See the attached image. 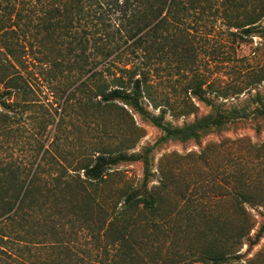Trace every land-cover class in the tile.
I'll return each mask as SVG.
<instances>
[{
    "label": "trees",
    "instance_id": "trees-1",
    "mask_svg": "<svg viewBox=\"0 0 264 264\" xmlns=\"http://www.w3.org/2000/svg\"><path fill=\"white\" fill-rule=\"evenodd\" d=\"M243 3L251 13L236 15ZM212 9L216 12L213 17L228 23L235 40L264 35V0H0L1 105L7 106L20 92L26 96L30 81L23 70L40 69L50 83L63 88V107L78 101L104 113L123 104L161 133L145 155L105 152L91 163L82 162L71 180L46 182L43 190L38 186L39 171L32 174L26 167L0 158V264L143 262L145 257L133 245L139 235L132 231L143 222L158 227L154 219L162 217V198L148 188L147 177L140 189L126 195L121 207L119 202L109 205L104 198H87L86 184L105 181L112 167L129 161L147 166L146 157L159 145L199 142L229 131L243 120H253L255 131L262 132L264 98L260 94L254 110H226L206 97L210 93L206 80L194 75L185 93L189 99L203 101L211 111L183 127L165 122L166 107L172 115L183 117L196 106L187 103L189 107L176 114L168 101L163 104L154 97L164 63L176 61L183 70L195 72L197 43L187 21ZM143 100L159 109L160 115L151 114ZM246 212L243 207L246 225L235 240L227 239L231 249L257 244L264 236V213L253 240L246 233L254 228ZM85 230L100 244L96 254L100 260L80 261L72 247L78 233ZM206 257L211 264L230 262L229 253L210 251Z\"/></svg>",
    "mask_w": 264,
    "mask_h": 264
},
{
    "label": "rangeland",
    "instance_id": "rangeland-1",
    "mask_svg": "<svg viewBox=\"0 0 264 264\" xmlns=\"http://www.w3.org/2000/svg\"><path fill=\"white\" fill-rule=\"evenodd\" d=\"M245 6L243 3L235 14L251 13ZM215 13V9L207 10L187 21L197 43L195 72L171 61L162 65L156 80L154 97L163 104L168 101L176 114L188 104L196 106L183 117L172 115L166 107L165 122L173 127H183L211 111L203 101L189 99L185 93L194 75L206 80L210 92L206 97L226 110H254L257 94L264 98V35L235 40L228 23L213 17ZM23 73L30 81L26 96L20 92L7 106L0 104V158L18 163L32 174L39 171L41 190L46 182L71 180L82 162L91 163L105 152L127 157L143 154L161 136L123 104L104 113L78 101L63 107L65 94L58 83H50L40 69ZM143 105L151 114L160 115L148 100ZM254 124L243 120L231 130L199 142L159 145L146 157L147 166L129 161L112 167L105 181L86 184L87 198H104L109 205L119 202L121 207L126 195L140 189L147 177L148 188L162 198V217L154 219L158 227L143 222L132 231L139 235L134 249L145 257L139 264H211L206 260L210 251L229 253L228 264H264V236L257 244L238 249H231L227 241L229 237L235 240L247 223L243 207L249 225H254L246 231L253 240L263 222L264 120L261 133ZM76 238L72 247L80 261L100 260L96 258L100 244L91 231H80Z\"/></svg>",
    "mask_w": 264,
    "mask_h": 264
}]
</instances>
